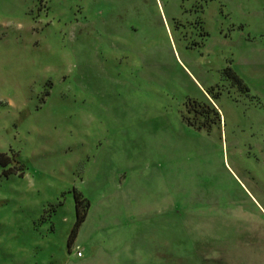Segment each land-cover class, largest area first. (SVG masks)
Returning <instances> with one entry per match:
<instances>
[{
  "label": "rangeland",
  "instance_id": "374dc122",
  "mask_svg": "<svg viewBox=\"0 0 264 264\" xmlns=\"http://www.w3.org/2000/svg\"><path fill=\"white\" fill-rule=\"evenodd\" d=\"M0 152V264H264V0H0Z\"/></svg>",
  "mask_w": 264,
  "mask_h": 264
},
{
  "label": "trees",
  "instance_id": "16d2710c",
  "mask_svg": "<svg viewBox=\"0 0 264 264\" xmlns=\"http://www.w3.org/2000/svg\"><path fill=\"white\" fill-rule=\"evenodd\" d=\"M226 72L230 76V78L241 89L246 90V87L244 86L242 80L233 71H231L230 69H227ZM186 108H187V111L189 112V114L193 115V119L194 118L196 119L199 117H204V116L207 117V115H209V117H210V115H212L215 118V120L217 121V123H220V117H221L220 113L211 104H208L205 102H200V101H197L196 99H189L188 98V100L186 102ZM186 120H187V124L189 126L194 127L198 130L206 129V127L208 128V124L206 121H204L202 123H198V124L196 123L195 124V122H191V120H189L188 118H186ZM13 162H16L17 164H19L15 155H13L12 157H9L7 154L0 152V166L1 167L5 168ZM74 199H75L76 219H75V223L73 225L72 231H71L70 241H72V239L77 234L80 226L85 221L86 216H87V210L89 208V201L86 198H84L80 193H78V192L74 193ZM193 253H196V251L194 250ZM193 257H194L193 259H196L198 256H193ZM193 264H196V263H193Z\"/></svg>",
  "mask_w": 264,
  "mask_h": 264
}]
</instances>
